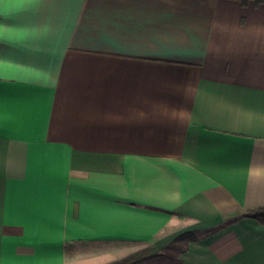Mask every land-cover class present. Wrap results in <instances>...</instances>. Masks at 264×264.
I'll list each match as a JSON object with an SVG mask.
<instances>
[{"label": "crops", "instance_id": "obj_1", "mask_svg": "<svg viewBox=\"0 0 264 264\" xmlns=\"http://www.w3.org/2000/svg\"><path fill=\"white\" fill-rule=\"evenodd\" d=\"M261 207L264 3L0 0V264H264Z\"/></svg>", "mask_w": 264, "mask_h": 264}, {"label": "trees", "instance_id": "obj_2", "mask_svg": "<svg viewBox=\"0 0 264 264\" xmlns=\"http://www.w3.org/2000/svg\"><path fill=\"white\" fill-rule=\"evenodd\" d=\"M255 6H259L264 3V0H253ZM244 6L248 5L250 0H241ZM245 216H250L257 219L260 223L264 224V207L255 208L248 210ZM198 239V233L194 231H186L179 236L166 248L158 250L154 244H150L144 248H141L135 252L128 255L122 256L120 258L111 260L104 264H145L156 258H164V256H170L175 258L171 261V264L180 263L181 253L188 250L191 242Z\"/></svg>", "mask_w": 264, "mask_h": 264}, {"label": "rangeland", "instance_id": "obj_3", "mask_svg": "<svg viewBox=\"0 0 264 264\" xmlns=\"http://www.w3.org/2000/svg\"><path fill=\"white\" fill-rule=\"evenodd\" d=\"M135 252V251H132ZM129 252L126 255L132 253ZM123 252H121L120 250L116 249V250H112L110 249V251H105L103 253H99V254H95L92 257H89L88 259L82 260L80 261L79 264H104L107 263L111 260L120 258L122 256H125L122 254ZM175 258L170 257V256H164V258H156L153 259L151 261H148L145 264H171V261H174Z\"/></svg>", "mask_w": 264, "mask_h": 264}]
</instances>
